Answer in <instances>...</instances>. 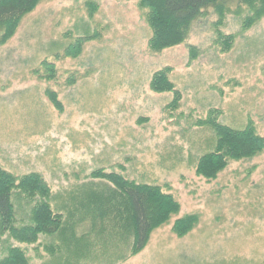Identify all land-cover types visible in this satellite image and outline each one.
I'll return each instance as SVG.
<instances>
[{
    "label": "rangeland",
    "instance_id": "1",
    "mask_svg": "<svg viewBox=\"0 0 264 264\" xmlns=\"http://www.w3.org/2000/svg\"><path fill=\"white\" fill-rule=\"evenodd\" d=\"M147 15L142 0H43L0 43V168L41 176L63 222L33 243L0 231V261L17 250L27 264H264V151L211 180L196 173L216 141L208 115L264 138V14L246 27L249 7H209L160 52ZM164 69L176 108L174 92L151 89ZM99 170L179 206L137 254L122 197L91 176ZM12 201L15 226L29 224V201ZM186 216L196 223L180 237L172 229Z\"/></svg>",
    "mask_w": 264,
    "mask_h": 264
},
{
    "label": "trees",
    "instance_id": "2",
    "mask_svg": "<svg viewBox=\"0 0 264 264\" xmlns=\"http://www.w3.org/2000/svg\"><path fill=\"white\" fill-rule=\"evenodd\" d=\"M41 1L0 0L1 44L13 36L21 19ZM142 5L148 10L147 22L152 30L148 46L152 52L181 44L188 35L190 24L209 7L219 10L232 5L249 7L253 15L248 19L246 27L264 14V0H142ZM89 39H78L75 45L65 50V55L77 56L82 45ZM168 73L169 69L156 73L151 89L156 93L174 92L172 107L176 108L180 94L173 90ZM48 98L55 107H60L54 94L48 93ZM205 125L214 133L216 140L212 151L201 156L197 162L196 173L206 179L216 178L232 161L252 159L264 151V138L258 135L252 124L243 129H234L219 123L215 115H208ZM91 176L106 179L122 197L133 232V254L145 247L154 228L166 223L178 212V204L171 196L162 194L158 187L135 184L101 170L93 172ZM14 197H24L32 206L29 224L15 226ZM50 198V189L38 174L17 178L0 168V231L26 243L35 242L39 235L51 237L58 234L63 227L62 215L52 209ZM195 223V216H186L177 220L172 230L182 237ZM0 264H27V260L23 254L12 250L9 257L0 261Z\"/></svg>",
    "mask_w": 264,
    "mask_h": 264
}]
</instances>
